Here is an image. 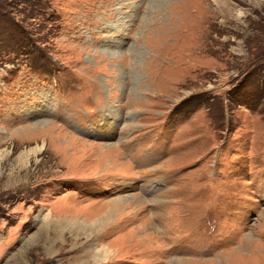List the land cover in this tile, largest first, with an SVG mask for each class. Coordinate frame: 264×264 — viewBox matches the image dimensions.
<instances>
[{"label":"rangeland","instance_id":"obj_1","mask_svg":"<svg viewBox=\"0 0 264 264\" xmlns=\"http://www.w3.org/2000/svg\"><path fill=\"white\" fill-rule=\"evenodd\" d=\"M0 264H264V0H0Z\"/></svg>","mask_w":264,"mask_h":264},{"label":"bare ground","instance_id":"obj_2","mask_svg":"<svg viewBox=\"0 0 264 264\" xmlns=\"http://www.w3.org/2000/svg\"><path fill=\"white\" fill-rule=\"evenodd\" d=\"M38 148L40 149V148H42V146H39ZM117 250H118L117 253H120L121 252V248H117ZM101 259H103V260H106L107 259V252L105 251V249L102 250Z\"/></svg>","mask_w":264,"mask_h":264}]
</instances>
